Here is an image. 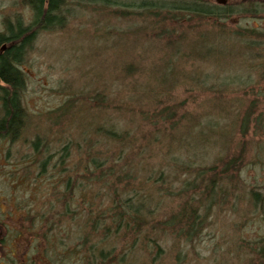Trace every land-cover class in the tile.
<instances>
[{
	"label": "trees",
	"instance_id": "1",
	"mask_svg": "<svg viewBox=\"0 0 264 264\" xmlns=\"http://www.w3.org/2000/svg\"><path fill=\"white\" fill-rule=\"evenodd\" d=\"M23 2L30 9V20L25 23L21 16L7 18L0 31V146L6 159L13 156L11 144L22 139L27 122L22 103L24 57L40 31L65 26L71 3L104 19L127 22L128 29L116 31L118 37L141 35L142 42L160 43L152 49L157 55L156 63L151 64L152 74L147 75V65L138 66L139 61L127 59L119 76L126 85L122 92L128 90L137 104L148 107L135 111L148 122L147 133L141 132L139 125L129 130L118 118L111 119L114 111L124 105L118 103L124 95L110 99L94 91L90 101L93 106H88L90 117L77 124L75 137H68L60 145L56 161L50 162L47 133H37L30 143L35 156L40 155L38 162L31 157L30 164L15 163V167L28 165L29 171L21 174L14 168L5 173L8 205L20 189L25 194L20 192L21 203L15 201L16 196L5 212L0 204V264H155L165 251L163 232L168 228L174 237L173 248L178 250L172 255L180 260L209 224L206 219L210 212L225 206L226 199H232L235 206L244 199L248 209L264 214V190L241 177L242 169L254 163L256 155L264 154V143L249 139L260 133L264 136V30L228 23L231 16L264 19V0H227L225 4L217 0ZM237 46L242 55H235L245 61L240 64L246 71L255 70L256 84L248 85L251 78L235 68L240 64H225ZM134 54L141 59L140 50ZM251 60L256 61L255 66H247ZM187 63L193 65V79L183 71ZM231 70L235 71L231 74ZM259 81L262 87H258ZM179 85H185L188 91L191 86L209 90L218 98L222 91L254 92L240 119L239 134L234 136L229 128L224 131L226 126L219 119L223 113L225 116L230 112L231 116V109L213 107L217 114L212 111L199 117L184 112L177 115L186 100L178 101L174 96ZM259 102L260 110L252 119L255 133L248 134L246 122ZM67 104L72 103L67 100L55 111L47 112V132L58 131L59 141L65 137L60 123L65 124L67 119L72 122L75 117L65 114ZM233 139L237 143L230 146ZM194 144L200 148L199 154L194 153ZM211 145H223L225 152L206 164V149ZM250 148L254 153L251 156ZM73 152L76 162L66 165ZM163 155L167 162L162 160ZM35 164L38 173L33 172ZM50 165L54 173L59 168L60 184L57 181L51 191L42 190L34 200L32 177L44 174ZM173 200L177 202L174 206ZM15 212L21 219L17 228L4 222V217ZM23 216L28 223L22 224ZM24 233L26 242L21 250L13 240ZM4 247L9 251L4 252ZM236 247L238 254L251 257L248 264H264V235L254 241L237 240Z\"/></svg>",
	"mask_w": 264,
	"mask_h": 264
},
{
	"label": "rangeland",
	"instance_id": "2",
	"mask_svg": "<svg viewBox=\"0 0 264 264\" xmlns=\"http://www.w3.org/2000/svg\"><path fill=\"white\" fill-rule=\"evenodd\" d=\"M70 7V15L67 18L65 26L63 28L40 31L21 65V69L25 75L22 103L27 112V122L22 139L11 144L10 152L13 154L12 157L6 159L4 153H2L3 147L0 146V204L2 205L1 210L4 212L11 208L9 206L13 205L12 201L16 196L15 201L21 203L22 194H25L20 189L19 194L13 195L8 205V199L5 194V183L3 182L5 173L16 168V170H19L23 174L25 171L30 170H28V165L25 164H30L31 157H33L34 162H38L39 160L37 156L40 157V155L35 156L37 153L31 147L30 140L37 133L41 136L47 133L49 154H51L50 162L56 161L58 156L57 150L64 145L68 137H75L77 134V130H75L78 127L77 124L83 121L84 118L88 119L90 117L91 111L89 107L93 106L90 101L92 94L95 92H102L110 99L124 95L118 99V103L120 104L121 102V104L130 109L124 108V105H122L121 110H115L114 115L110 114L111 119H116L117 121L119 119L121 126L129 130H133L136 124L139 125V130L144 134L149 131L147 130L148 122L143 121L140 114L135 113L140 107L142 109H148V107L144 103L137 104L135 95H130L128 90L127 92H122L126 89V85H123V80L119 76L124 71L123 67L127 64L124 62H127V59H132L133 62L139 61L138 66L141 64L147 65V75L152 74L153 67L151 64L156 63L157 57L152 49L159 47L160 42L156 40H145L142 42L141 35L118 37L119 33L116 31L128 29L129 24L127 22L117 21L113 18L104 19L103 16L96 12L74 6V3H71ZM30 15V9L23 0H0V31L3 30L5 19L9 18L13 20L16 16H21L24 22L27 23L30 20ZM228 23L229 25L237 23L250 25L264 30V19L252 21L242 19L239 16H231ZM108 30H110L109 33ZM234 48L236 50L233 49L232 56L228 55L226 57L225 64L245 63V61L242 62L240 56L235 55L238 53L242 55L239 46ZM136 50H140L141 52L142 57L140 56V60L133 56ZM233 58L238 59L239 63H235L236 60ZM189 64L184 65L183 71L185 76L193 79V65ZM250 65L255 66L256 61H249V65L247 66ZM201 66L203 65L201 64ZM235 68L244 70L245 74L243 72H240V74L242 76H246L247 74V78H251L252 81L248 85L257 83L258 78L255 70L252 72L246 71V68L244 69L241 64ZM234 71L231 70L230 73L232 74ZM144 81H148L147 76ZM211 81L214 82L213 79ZM261 82H258V87H262L263 83ZM142 84L145 83L143 82ZM253 89L255 90L256 88ZM253 95L254 92H246L240 89L234 93L222 91V94L217 95L220 96L218 98L211 91L205 89H197L191 86V90L188 91L185 85H179L174 90L176 100L186 99L184 105L177 109V115L184 112L191 116L193 115V117H199L203 116V114L211 113L213 107H223L227 111L231 109L229 110L231 111V116L230 112L225 113L226 117L223 113L219 119L221 124L226 126L223 128L224 131L226 128L232 129L234 136L239 134L238 126L240 119L244 114L249 99H253ZM67 100H70L73 105L67 104L65 114H71L72 116L75 114V117L72 122H70V119H67L65 124L60 123V126L64 127L65 137L64 141H59L58 131L55 134L50 131L47 132V128L49 127L48 122L50 123L47 112L55 111ZM260 107L261 103L259 102L253 113H251L248 122H246L248 134L251 132L255 133L252 119L254 115H257ZM217 111L219 112V110ZM213 114H217L216 111H213ZM55 118L57 119V117ZM133 121L134 123H132ZM23 138H25V141ZM252 138L254 141L259 139V142L262 141L261 143H264L262 133L253 135L249 139ZM236 143V139H233L230 146H234ZM151 145L154 146V144ZM222 146L211 145L206 149V154H208L206 164H210L214 161L215 157L217 158L219 155L224 154L225 150L222 149ZM176 147L177 145H175ZM193 147L194 153L199 154L200 148H197L195 144ZM252 151L250 148L249 156L254 154ZM74 153L68 160L66 159V165L76 162L75 160L73 162V159H75L73 158ZM14 155H16L15 158ZM162 160L167 162L165 155H163ZM16 162L17 164L20 162L25 164L23 166L19 164L15 167ZM36 164L33 166L34 173H38L39 171ZM58 169L57 172H59ZM53 171L51 165L46 166L44 174H39L40 176L34 174L35 176L32 177L34 181L32 184L33 193L35 194L34 200L39 198L42 190L45 189L44 192H48V190L51 191L50 189L53 184L57 185L59 178L57 172L54 173ZM241 172V177L244 181L248 184L262 187L261 189L264 190V154H260V156L256 155V161L245 166ZM232 201V199H230V202L226 199L225 206L222 205L219 210L215 208L214 211L210 212L206 219L209 224L202 230L199 239L193 240V246L188 247L185 253L181 255L182 260H177L173 256L175 253H178V250H176V247L173 248L172 245L174 237L171 233V228L163 232L165 251L160 260L155 264H248V260L251 257L249 255L238 254L239 250L236 247V242L237 240H241L242 242L254 241L263 236L264 214H261L259 211H253L252 208L248 209L247 201L244 199L236 206L232 204ZM176 203V201H172L173 206ZM231 206L236 208L231 210ZM20 220L17 212L13 216L4 217V222L8 226L15 228L18 227ZM27 221L25 220V216H23L22 222L25 223L22 224L28 223ZM3 232L5 233V229H2L1 233ZM26 236V233H24L19 238L13 240L16 245H21V250L25 246ZM8 251L9 249L4 247V252ZM172 253L174 254L172 255ZM1 264L6 263L3 262Z\"/></svg>",
	"mask_w": 264,
	"mask_h": 264
},
{
	"label": "water",
	"instance_id": "3",
	"mask_svg": "<svg viewBox=\"0 0 264 264\" xmlns=\"http://www.w3.org/2000/svg\"><path fill=\"white\" fill-rule=\"evenodd\" d=\"M220 4H225L227 0H217Z\"/></svg>",
	"mask_w": 264,
	"mask_h": 264
}]
</instances>
